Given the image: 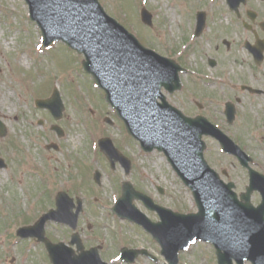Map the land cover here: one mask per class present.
<instances>
[{"label":"rangeland","instance_id":"obj_1","mask_svg":"<svg viewBox=\"0 0 264 264\" xmlns=\"http://www.w3.org/2000/svg\"><path fill=\"white\" fill-rule=\"evenodd\" d=\"M101 1L107 14L159 54L165 56L168 52L171 45L168 34L174 38L172 44L188 53L189 67L199 68L203 73L200 77L205 78V83L202 81L205 85L200 84L204 88L202 93L215 101L210 103L206 98L200 110L185 108L178 98H173L178 109L185 114H200L217 125L249 154L252 167L264 173V96L252 97L240 89L241 85L264 84L260 81L262 76L264 79V65L255 66L251 54L243 47L244 40H249L244 29L240 25L233 26L226 36L221 33L210 39L205 34L202 39L183 43L178 38V21L167 8H175L183 0ZM143 6L153 15L161 16L157 19L158 25L143 26L139 17ZM166 19L171 21L170 27L166 26ZM224 38L233 43L230 51L222 46ZM41 44L40 30L29 19L26 2L0 0V111L5 113H0V122L6 128V135L0 136V158L6 165L0 168V264H51L42 243L33 238L20 239L15 230L32 224L53 208L58 191L83 199L84 211L79 225L82 240L86 246L99 244L101 258L107 264H166L151 235L135 223L118 218L111 206L120 197V182L125 180L180 212L196 211L191 193L162 154H145L134 140H129L123 123L106 104L102 90L96 88L92 77L84 72L81 54L60 42L50 48ZM216 46L218 51H215ZM207 58H217L218 67L209 68ZM54 88L64 105L62 117L57 121L47 110L34 105L36 98L49 97ZM2 95L6 99L3 103ZM228 100L234 102L236 108V118L231 125L226 123L224 115V103ZM105 116L113 120L111 126L104 122ZM51 125L62 129L61 137ZM102 136L111 137L113 144L133 160L129 175L126 176L118 164L110 168L97 147ZM203 140L208 164L218 173L227 170L228 180L238 182L240 187L246 185V170L236 158L221 152L214 139L203 137ZM51 144H56L58 149ZM94 170L100 173L98 185L92 178ZM157 186L164 188V196H159ZM133 203L149 219H159L140 201ZM87 224L92 226L91 230L86 229ZM72 233L62 224L47 222L45 225V235L54 242L67 244ZM135 247L145 248L156 261L141 255L132 263L118 259L121 248ZM11 258L14 261L9 263ZM178 259V264H216L213 246L203 242L180 252Z\"/></svg>","mask_w":264,"mask_h":264},{"label":"water","instance_id":"obj_2","mask_svg":"<svg viewBox=\"0 0 264 264\" xmlns=\"http://www.w3.org/2000/svg\"><path fill=\"white\" fill-rule=\"evenodd\" d=\"M29 12L42 30L45 45L62 40L82 53L86 72L105 92L104 98L115 109L125 128L139 141L144 151L157 149L163 152L179 178L190 189L196 203L195 213L181 214L155 205L146 195L134 190L129 182H123L121 196L112 211L121 218L138 223L149 232L161 246V254L169 264H177L178 252L197 240L211 243L216 251L217 264H237L250 261L264 264V175L248 167L249 157L217 126L203 116L187 117L180 110L163 102L157 103L160 88L173 91L180 86L177 67L169 59L157 55L144 47L116 20L108 16L97 0H26ZM141 20L151 25V14L141 10ZM202 23H197L200 31ZM254 60L263 59L264 40L254 45L246 43ZM243 88H249L243 86ZM40 108L50 110L55 119L61 117L63 106L56 91L44 100H36ZM224 113L228 123L235 118V108L225 104ZM0 133L5 128L0 123ZM217 140L222 151L235 155L242 166L249 168V185L237 201L232 192V183H224L203 156L205 143L201 137ZM113 166L120 161L125 172L130 162L113 146L109 138L98 141ZM0 159V167H3ZM99 182V174H94ZM258 189L261 203L254 207L250 193ZM140 200L150 210L158 213L160 221L153 223L134 205ZM72 200L64 192L56 196V209L50 210L29 227H22L17 234L36 237L45 244L52 264H106L96 249L81 252L78 256L63 243H51L44 236V224L48 220L67 223L75 228L78 207L71 213ZM75 236H73V239ZM72 239L70 244L74 243ZM80 249L81 246L77 242ZM134 249H121V259L132 262L138 253Z\"/></svg>","mask_w":264,"mask_h":264},{"label":"flooded vegetation","instance_id":"obj_3","mask_svg":"<svg viewBox=\"0 0 264 264\" xmlns=\"http://www.w3.org/2000/svg\"><path fill=\"white\" fill-rule=\"evenodd\" d=\"M167 8L170 10L169 14L170 15L173 14L174 19L178 21V25H179L178 35L180 36L178 38H180V40L183 43L194 42L197 39L198 40L202 39L205 34L210 39H212V37L215 39L221 33L225 34L226 36V32L227 34L232 32V30H230L231 27L238 25H240L242 29H244L246 35L249 36V40L252 39V42H250L249 40H244V42L248 41L250 44L251 43L253 44L257 40H264V0H183L179 6L175 8H171V7H167ZM152 16H153L152 17L153 24L151 28L153 27V25H158L157 19L161 18V16H158V14H156V16L152 14ZM162 20L164 21L163 18ZM174 23L175 20H173V24ZM197 23H202V29L199 33L196 32ZM165 24L166 26L170 27L171 21L166 19ZM186 28H188V30ZM168 36L171 45L168 48V52L167 54H165V56L168 57L169 59L174 60L179 67L184 68V72L180 73L182 85L179 89L173 91H169L166 89L161 90V94L164 97V99L168 101L170 104L178 107V105L173 100V98H178L179 99L178 101L181 104V106L184 105L185 108H197L200 110L204 108V103H206V98L209 100L208 102L214 103L215 101H213L212 98L209 97L210 95H207L206 97L202 93L204 92L203 91L204 88H202L200 84L205 85L204 84L205 78L204 76L202 78L200 77L203 75V73L199 70V68L191 69L189 67V62L187 59L188 53L185 52V50H180L179 48L177 49V47H175L172 44L174 38H171L172 36L169 34ZM153 37L155 39L158 38L157 35H153ZM222 46L226 51H230L232 49L233 43L232 41H228L227 39L224 38L222 39ZM212 48H215V46ZM215 51H218L217 46ZM216 53L217 52H215V54ZM206 64L209 66V68H216L219 65V61L217 58L215 59L207 58ZM262 65H264V60ZM256 81L259 80L256 79ZM260 81L264 82L263 76L260 79ZM251 87L255 90L254 92L248 90H242V89L241 90L246 92L248 95L252 97L260 96V95L264 96L263 83L261 85L251 86ZM235 100H237V98ZM158 101L160 102L161 99H158ZM189 115L193 116V114H189ZM252 161L253 160H251V162ZM118 165L122 168L121 164ZM132 168H133V163H132ZM245 170L247 173V183L246 185L244 184L243 187H240V184L234 180H228L229 173L227 170L220 171L221 177L227 179V181L225 180L226 182L232 181L234 183L232 190L235 193L237 201H239L241 195L245 193L246 187L248 185V178H249L248 170L247 169ZM259 173L262 172L259 171ZM157 192L159 196H164L166 194L165 190L162 193L158 190ZM76 198L77 197L74 198L75 202H76ZM249 199L253 204L255 205L259 204L260 201L262 200L261 191L258 189H253L250 193ZM154 200L155 203H159L161 205L166 206V204L162 203L160 200H157L155 198ZM83 205H84V201L82 199V209L77 216L75 230L72 231L73 233H75V239L81 241L83 245V249L86 250L97 246L98 252L101 256V252H100L101 246L99 244L86 246L83 242L84 240H82L81 237L82 233L79 229V225H80V218L84 211ZM153 221H155V219ZM67 227L70 229L69 226ZM91 228L92 226L90 224H87L86 229L91 230ZM73 247L75 248L76 246L73 245ZM77 253H79V251ZM140 255L147 257L153 262L156 261V257L152 255L151 252H147V254H140Z\"/></svg>","mask_w":264,"mask_h":264},{"label":"bare ground","instance_id":"obj_4","mask_svg":"<svg viewBox=\"0 0 264 264\" xmlns=\"http://www.w3.org/2000/svg\"><path fill=\"white\" fill-rule=\"evenodd\" d=\"M28 7H29V5H27ZM30 10V9H29ZM5 97L2 95V100H1V103H3V102H5ZM8 110H9V107H8ZM0 113L1 114H5L3 111H0ZM27 160V159H26ZM23 166H25V163H23ZM38 166H40V165H38ZM37 168V167H36ZM10 187H11V185H10Z\"/></svg>","mask_w":264,"mask_h":264}]
</instances>
